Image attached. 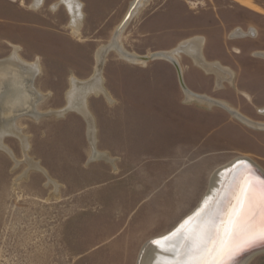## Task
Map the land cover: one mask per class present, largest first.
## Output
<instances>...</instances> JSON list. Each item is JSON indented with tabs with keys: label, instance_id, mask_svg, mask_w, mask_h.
<instances>
[{
	"label": "rangeland",
	"instance_id": "374dc122",
	"mask_svg": "<svg viewBox=\"0 0 264 264\" xmlns=\"http://www.w3.org/2000/svg\"><path fill=\"white\" fill-rule=\"evenodd\" d=\"M132 1L77 0L75 32L61 0H0V60L16 48L36 63L32 85L43 95L38 117L14 118L27 150L2 138L17 163L0 150V264H137L146 242L194 212L217 169L248 157L264 170V130L183 92L264 124V0H145L130 16ZM114 37L150 57L132 63L106 50L108 98H85L92 146L81 114L51 111L66 106L72 79L92 76L96 51ZM194 37L204 38L205 61L232 71L230 83L218 85L183 51L162 59ZM248 264H264V251Z\"/></svg>",
	"mask_w": 264,
	"mask_h": 264
},
{
	"label": "bare ground",
	"instance_id": "6f19581e",
	"mask_svg": "<svg viewBox=\"0 0 264 264\" xmlns=\"http://www.w3.org/2000/svg\"><path fill=\"white\" fill-rule=\"evenodd\" d=\"M42 1L43 0H33L32 6H40ZM144 1L145 0H133L129 6L132 7L129 15L132 16L136 14L137 10L140 9ZM61 2L67 6L72 18L70 26L75 32H77L80 27V15L77 13V0H61ZM240 32V30H237V33ZM250 33L251 31L245 35H249ZM115 37L111 42H109V44L100 47L96 51L92 76L83 82L72 79L70 90L66 93V106L57 112L51 111V113L58 115H62L69 110H74L81 114L86 121L87 134L92 146L95 140V131L92 117L86 108L85 98L88 97L89 94H103L106 98H108L102 87L100 77L101 64L104 61L106 50L109 48L113 49L119 57H122L124 60L132 63L144 64L145 59L150 57H139L137 55L127 53L121 48L120 43H118ZM202 42L203 39L201 37H194L185 40L179 43V45H177L173 50L162 52V59L171 62L175 59V55L179 51H183L185 54L190 56L206 73H212L215 76L217 81L216 83L218 85L224 80L230 83L233 75L231 70L221 66L217 62H207L201 56L200 50ZM16 51L17 49L14 48L13 52L8 57L0 60V150L9 155L14 162L17 163L13 157L12 151L2 143V138L13 135L21 141L23 151L25 152L27 150L28 145L24 141V138L19 135V130L14 124V118L19 117L20 115L38 117L39 113L37 111V104L43 98V95L37 92L32 85L38 70L36 63L23 61ZM183 92L187 101L197 100L199 103L207 104L209 107L217 103L221 107L230 111L231 115L244 125L253 129L264 130V124L253 122L245 118L236 110L232 109L227 103L216 102L210 98H206L207 96L200 97L189 91ZM257 111L264 115V107L258 108ZM96 156L106 158L105 154L98 152ZM26 162L28 163V169L41 171L39 165L34 163L30 158L26 157ZM245 181L250 182L257 187L260 186L261 182H264V170L253 161H250L248 157H240L232 161L230 164L217 169L210 178L206 195L203 197L194 212L184 218L172 230V232H169V234L146 242L142 251L140 250L141 253H139L140 255L138 257L137 264H175L178 258L183 259L187 257L188 249L185 246V242L178 240L177 236L173 234L176 233L181 224L188 220L189 217H192L193 220H195L198 214L202 215L205 221L214 225L222 234L223 228L228 224L229 217L232 214L233 209L239 207L236 197L239 194L240 187ZM257 220H259L258 216ZM246 240V235L239 236L235 242L223 250L220 255L221 260L223 259L224 254L232 249L231 245L236 248L237 246L247 244ZM250 259L251 256L246 255L244 259L238 261L237 264H248Z\"/></svg>",
	"mask_w": 264,
	"mask_h": 264
},
{
	"label": "snow or ice",
	"instance_id": "6c2138e0",
	"mask_svg": "<svg viewBox=\"0 0 264 264\" xmlns=\"http://www.w3.org/2000/svg\"><path fill=\"white\" fill-rule=\"evenodd\" d=\"M236 199L239 207L233 209L223 234L199 214L181 224L173 235L185 242L188 256L175 264H222L218 257L239 236L246 235L247 243L264 240V182L257 187L245 181Z\"/></svg>",
	"mask_w": 264,
	"mask_h": 264
},
{
	"label": "water",
	"instance_id": "95a60500",
	"mask_svg": "<svg viewBox=\"0 0 264 264\" xmlns=\"http://www.w3.org/2000/svg\"><path fill=\"white\" fill-rule=\"evenodd\" d=\"M257 216L259 217V215ZM231 248L232 249L229 252L224 254L222 260L221 256L218 257V259L221 260L222 264H237L238 261L244 259L246 255L253 256L260 251H264V240H257L255 242L237 246L236 248L231 245Z\"/></svg>",
	"mask_w": 264,
	"mask_h": 264
},
{
	"label": "crops",
	"instance_id": "0c3cea01",
	"mask_svg": "<svg viewBox=\"0 0 264 264\" xmlns=\"http://www.w3.org/2000/svg\"><path fill=\"white\" fill-rule=\"evenodd\" d=\"M203 40H204V38H203ZM203 45V44H202ZM202 48V47H201ZM166 61V60H165ZM145 64V63H144ZM94 127V126H93Z\"/></svg>",
	"mask_w": 264,
	"mask_h": 264
}]
</instances>
